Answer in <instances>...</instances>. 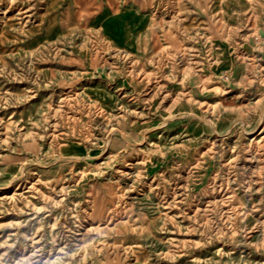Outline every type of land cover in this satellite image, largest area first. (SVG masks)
Wrapping results in <instances>:
<instances>
[{
  "label": "rangeland",
  "instance_id": "1",
  "mask_svg": "<svg viewBox=\"0 0 264 264\" xmlns=\"http://www.w3.org/2000/svg\"><path fill=\"white\" fill-rule=\"evenodd\" d=\"M0 264H264V0H0Z\"/></svg>",
  "mask_w": 264,
  "mask_h": 264
}]
</instances>
